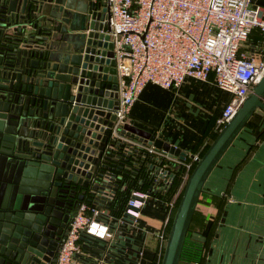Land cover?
<instances>
[{"label":"water","instance_id":"1","mask_svg":"<svg viewBox=\"0 0 264 264\" xmlns=\"http://www.w3.org/2000/svg\"><path fill=\"white\" fill-rule=\"evenodd\" d=\"M109 32L104 0H0V264L56 260L53 230L64 190L72 182L87 185L115 119ZM257 107L264 109V73L188 175L160 264L178 263L207 175ZM125 127L185 156L154 132ZM122 252L115 264H126Z\"/></svg>","mask_w":264,"mask_h":264},{"label":"built area","instance_id":"2","mask_svg":"<svg viewBox=\"0 0 264 264\" xmlns=\"http://www.w3.org/2000/svg\"><path fill=\"white\" fill-rule=\"evenodd\" d=\"M104 1L116 61L115 119L106 127V140L54 264H79L80 258L88 264H115L117 253L123 249L125 255L121 238L138 223L146 201L172 193L154 233L164 247L179 192L174 179L182 170L184 181L199 156L186 160L125 127L147 82L175 88L186 77L206 80L212 74L214 83L232 94L219 118L224 123L264 73V55L239 51L253 27L264 33V13L252 0ZM134 262L140 264L138 258Z\"/></svg>","mask_w":264,"mask_h":264},{"label":"crops","instance_id":"3","mask_svg":"<svg viewBox=\"0 0 264 264\" xmlns=\"http://www.w3.org/2000/svg\"><path fill=\"white\" fill-rule=\"evenodd\" d=\"M252 3L264 13V0ZM239 51L264 55V33L253 27ZM231 95L214 83L212 74L206 80L186 77L175 88L147 82L131 106L129 120L189 156L201 155L214 139ZM202 191L192 234L201 240L209 238L203 264H264V109L255 108L236 133L207 175ZM166 207L164 199L146 201L138 223L121 238L127 256L123 262L137 264L130 258H138L140 264L154 263L159 245L154 233L162 225ZM84 260L80 258L79 264H88Z\"/></svg>","mask_w":264,"mask_h":264},{"label":"trees","instance_id":"4","mask_svg":"<svg viewBox=\"0 0 264 264\" xmlns=\"http://www.w3.org/2000/svg\"><path fill=\"white\" fill-rule=\"evenodd\" d=\"M222 126H223V123H219L218 122L217 128H216V130L213 133L214 134V138L216 137L218 131L220 130V128ZM208 146H207V148H208ZM201 155H198V156L200 157ZM189 158H190V156L186 154L185 155V159L187 160ZM195 163H196V161H194L192 163L191 168H190L187 176L185 177V179L183 181L184 182L183 186L181 187V189L177 193V196H176V199H175V207L173 209V213L169 217V221H168L167 226H166L167 234H168V230H169L170 225H171L172 217H173V215L175 213L176 207L178 205V202H179L181 194L183 192L185 183L187 181L188 175L190 174V172L192 171L193 167L195 166ZM181 175H182V170H178L177 177L174 179L173 187H176L182 181ZM171 196H172V193H168L167 195L164 196V200L165 201H169ZM203 196H204L203 195V191H201L199 196H198L197 202L202 200ZM197 214H198V211L195 208L194 212H193V215H192V218H191V220H190V222L188 224L187 231H186L185 236L183 238V243H182V247H181V251H180V255H179V259H178V263L177 264H203V262H204L205 249H206V246L208 245L209 238L207 237L205 240H201V239L193 236L192 230H193V227H194V225L196 223V220H197ZM163 248L160 249L159 245L156 246V258H155L153 264H159L160 258H161L162 252H163Z\"/></svg>","mask_w":264,"mask_h":264},{"label":"flooded vegetation","instance_id":"5","mask_svg":"<svg viewBox=\"0 0 264 264\" xmlns=\"http://www.w3.org/2000/svg\"><path fill=\"white\" fill-rule=\"evenodd\" d=\"M86 185L81 183L72 182L65 188V193L60 200V217L57 220V225L54 228L53 236V253L54 257L57 255L59 245L66 233L69 220L73 216L76 206L80 201V195L85 190Z\"/></svg>","mask_w":264,"mask_h":264},{"label":"rangeland","instance_id":"6","mask_svg":"<svg viewBox=\"0 0 264 264\" xmlns=\"http://www.w3.org/2000/svg\"><path fill=\"white\" fill-rule=\"evenodd\" d=\"M105 137H106V135H105ZM104 141H105V138L103 139L102 144H101V145L98 147V149H97V154H96L95 159L93 160V163L97 161V159H98V154H99L100 150L102 149V146H103ZM183 183H184L183 181L180 182L176 187H178L179 190H180L181 187L183 186ZM159 203H160V202H158V204H159ZM172 213H173V212H172ZM162 253H163V252H162ZM161 256H162V255H161ZM160 261H161V258H160ZM159 264H160V262H159Z\"/></svg>","mask_w":264,"mask_h":264}]
</instances>
